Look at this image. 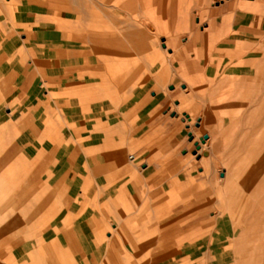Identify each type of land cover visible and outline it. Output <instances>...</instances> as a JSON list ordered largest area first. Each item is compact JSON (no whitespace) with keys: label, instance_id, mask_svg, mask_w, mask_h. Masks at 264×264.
I'll use <instances>...</instances> for the list:
<instances>
[{"label":"crops","instance_id":"1","mask_svg":"<svg viewBox=\"0 0 264 264\" xmlns=\"http://www.w3.org/2000/svg\"><path fill=\"white\" fill-rule=\"evenodd\" d=\"M180 1L0 0V264L220 258L217 221L202 249L201 209L181 213L199 182L171 177L172 143L152 134L159 102L135 78L146 24H169Z\"/></svg>","mask_w":264,"mask_h":264},{"label":"rangeland","instance_id":"2","mask_svg":"<svg viewBox=\"0 0 264 264\" xmlns=\"http://www.w3.org/2000/svg\"><path fill=\"white\" fill-rule=\"evenodd\" d=\"M144 31L149 53L133 62L135 78L146 82L138 90L159 102L152 134L157 144L172 143L171 177L179 172L181 179L199 182L191 192L201 197L180 202L186 217L201 209L188 223H203L194 236L202 249L213 233L207 222L217 221L220 258L204 264H264V0H181L171 8L169 24L150 20ZM196 33L201 52L193 44ZM121 42L129 50V39ZM179 47L187 51L175 59ZM238 54H245L246 64L238 63ZM101 57L114 68L128 63ZM192 78L201 82L200 94L193 92ZM226 78L236 79L219 88L227 105L213 109L207 83Z\"/></svg>","mask_w":264,"mask_h":264},{"label":"bare ground","instance_id":"3","mask_svg":"<svg viewBox=\"0 0 264 264\" xmlns=\"http://www.w3.org/2000/svg\"><path fill=\"white\" fill-rule=\"evenodd\" d=\"M178 54V53H177ZM195 56L197 57L198 55H197V53L195 52ZM244 58H246L245 57V54H238V63L239 64H242V65H244V64H246V60L244 59ZM261 60V59H260ZM202 61V60H201ZM256 61V60H255ZM259 61V60H258ZM260 62V61H259ZM238 67V66H237ZM240 67V66H239ZM84 68V67H83ZM241 68V67H240ZM260 68V67H259ZM196 74V73H195ZM246 75V74H245ZM199 76V75H198ZM200 77H201V75H200ZM113 79H117V78H113ZM190 80V84L192 85L191 87H192V90H193V92L195 93V94H200V92H201V90H202V88H201V82L198 80V78H192V79H189ZM227 78L226 79H220V80H216V79H214V80H212L211 82H208L207 83V92H205L206 93V96H208L207 97V99H208V101L209 102H211V105H210V107L211 108H213V107H226V100L223 98V92H221V89H219V88H222V87H231V85H233L235 82H236V79H232V78H229L227 81ZM238 80V79H237ZM258 85V84H257ZM257 85H256V87H257ZM240 86H242V85H240ZM110 87H111V85H110ZM233 88V87H232ZM192 90H190V91H192ZM206 91V90H205ZM223 91H225V90H223ZM227 91V90H226ZM228 92V91H227ZM202 95V94H201ZM83 96H84V94H83ZM188 96V95H187ZM190 96V95H189ZM189 96L188 97H185V98H187V99H189ZM233 97V96H232ZM192 98V97H191ZM195 98V97H194ZM183 100H184V98H183ZM190 100V99H189ZM193 100V99H192ZM205 100V99H204ZM77 101V100H76ZM83 101V100H82ZM229 102V101H228ZM203 103V102H202ZM214 109V108H213ZM210 110V109H209Z\"/></svg>","mask_w":264,"mask_h":264}]
</instances>
